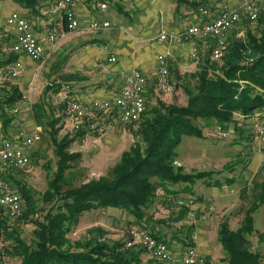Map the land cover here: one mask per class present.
<instances>
[{
    "label": "trees",
    "instance_id": "1",
    "mask_svg": "<svg viewBox=\"0 0 264 264\" xmlns=\"http://www.w3.org/2000/svg\"><path fill=\"white\" fill-rule=\"evenodd\" d=\"M13 1L26 10L29 18L40 14L39 0ZM260 12L255 21H241L243 36L233 34L226 38V50L221 59L211 57V46L200 57L197 68L189 75L193 82L187 80L183 85L187 97L184 105L157 102L146 106L142 116L130 122L136 126L131 131L135 137L133 144L121 153L107 174L73 184L79 175L76 166L80 153L68 151L70 141L67 139L56 140L57 129L50 131L59 160L55 174L47 181L46 190L35 199L30 190L20 186V180L14 177L18 191L27 203L21 221L33 224L30 237H22L16 228L5 231L6 218L0 217V228L5 231L4 239L8 241L0 247V254L5 252L16 257L18 264H161L162 261L152 257L144 263L143 248L117 250L122 243L119 240L87 243L73 249L67 235L85 211L111 206L128 211L134 216L135 225L150 230L155 238L163 240L159 231L148 228L145 211L156 200L157 190L165 191L163 200H167L177 193L172 185L185 182L190 188L188 185L195 179L212 172H184L181 165L175 164V149L180 136L202 137L200 123L204 122L223 128L233 122L238 128L236 122L240 119L237 115L250 117L257 110L264 111V14ZM252 23H255L253 29L250 27ZM16 58V54L10 52L0 58V67ZM59 88V84L51 83L46 91ZM21 97V90L10 80L0 86V121L4 129L14 119L12 112L8 111L19 103ZM48 110L50 112L49 106ZM32 113L39 125L45 124V120L48 126H54L61 120H49L51 113L40 100L32 106ZM77 131L84 133L83 124ZM239 196L240 204L235 213L243 214L240 226L233 230L226 221L220 224L217 240L224 249V256L218 261L205 257L203 264H264L263 254L260 250H251L248 240V235L255 229L254 213L264 206V163L251 181L241 187ZM180 206L178 215L182 218L187 215L189 207L186 204ZM190 230L189 226L188 232ZM258 237L263 240L264 228ZM0 264L7 263L0 260Z\"/></svg>",
    "mask_w": 264,
    "mask_h": 264
},
{
    "label": "rangeland",
    "instance_id": "2",
    "mask_svg": "<svg viewBox=\"0 0 264 264\" xmlns=\"http://www.w3.org/2000/svg\"><path fill=\"white\" fill-rule=\"evenodd\" d=\"M43 1L39 0L40 13L41 8L43 9L45 6H47V13L50 12L51 4H45L43 7ZM162 1L167 4L173 3L176 5V1L174 0ZM10 10L23 12V8L13 0H0V34H3L2 38L0 36V53H2V55L6 53L5 51L3 52V48L7 50L11 40V30L4 24V18ZM260 13L264 14V7L261 9ZM92 17L94 18V16ZM154 26L156 29L155 23ZM254 26L255 23L250 25L252 29ZM237 31V29L234 30L232 34H236ZM168 33L171 34V36L167 40H176L175 35L177 33ZM125 36L126 39L130 41L133 34L129 31ZM146 49L149 53L156 54L154 46L147 45ZM200 57L201 55L199 53V57L196 60L195 58H192V60L189 59L187 63L190 69L184 72L172 70L168 67L169 76L167 77L166 87H156L152 84L149 89L151 91V98H146V106H153L157 102L184 105L187 97L183 90V85L187 80L193 82V78L189 75L197 68ZM48 62V59H46L34 64L35 74L27 80L28 85L31 87L34 85L36 87V95H39L41 90L44 89L49 82L53 83L55 81V79H50L47 73L46 69ZM8 80L13 84L18 82L17 79L0 80V86L4 81ZM64 85L66 84L61 86ZM26 90L27 86L26 89H24L25 93ZM71 91L73 93L72 89ZM52 96L53 98L51 99L53 100L50 99L48 104L49 106L51 105L50 107L53 106L55 111L54 109L53 111L50 109L52 113L49 120L52 121L57 118H61V120L54 124V126H48L44 118L43 122L45 124H38L42 129L41 139L30 150L29 165L24 170L18 171L16 175L17 179L20 180V186L23 185V187L29 189L35 199L46 190L48 179L52 178L57 170L59 157L56 153V147L50 135V131L57 129L56 140L67 139V141H70L67 147L68 151H78L80 153V160L76 166L79 175L76 180L73 181V184H77L80 180L87 181L90 179H97L107 174L110 168L118 161L121 153L127 150L135 139L131 131L136 129V126L130 122L123 123L119 121L117 115L114 114L110 115L112 117L106 121L100 117V119L94 121V124L84 131L83 134L82 132L74 130L67 119L61 115L59 97H55V94H52ZM36 97L37 96H35L33 100ZM33 105L34 103L30 105V109ZM13 108L8 111L12 112L13 116L17 117L22 114V108L20 109V106H18L19 111L17 113L13 112ZM112 124L114 127H112ZM200 125H202V137L189 134H182L180 136V141L175 149L177 153L175 164L181 165L184 172H212L205 177L195 179L192 184L188 185L190 188H187V183L185 182L172 185L171 188L176 189L177 193L175 196L172 195L167 197V200H163L166 197L165 191L161 189L157 190L156 200L145 210L148 216L149 229L153 227L154 230L159 231V233L166 230L167 233H177L183 236V232L185 233L186 230L188 231L190 224L186 220L188 216L187 218H185L186 215L180 218L178 215L179 207H181L178 201L184 200L186 202L188 201L186 197L189 196H200L203 198L206 206H212L218 211H221V204H225L230 212L236 210L240 204V189L251 181L252 178L245 184L246 179L249 178V175H251L253 171V166L258 161V153L255 149L257 138L252 131L253 129L250 121L246 119L238 128H235V123L225 125L224 130L227 136L219 134V131H217L218 125L215 123L207 124L204 122L200 123ZM100 126H103L102 130L99 129ZM14 129L15 127L13 125L8 126L9 131H13ZM240 147H242V149L244 147L246 148L244 151L245 153L239 152ZM248 160V164H245ZM225 165H228V167ZM229 177H232V180L227 181ZM23 202L22 213L27 209V203L24 198ZM234 215H236V213ZM237 216L242 220V213L237 214ZM21 217L22 214L15 220L6 219V227L4 230L10 232L12 228H16L18 229L17 232L22 237L28 239L33 224L22 222ZM135 222L134 216L124 209L111 206L99 207L82 213L78 218V222L72 226L67 237L71 245L74 246L73 249H78L77 246H82L87 243L101 244L112 243L118 240L122 241L127 234L128 228L135 225ZM254 226L255 229L248 235V240L250 249L257 251L259 250L258 244L261 241L258 234L262 232L264 228V206H260V208L255 211ZM4 230L0 233L1 248L8 243V241L4 239ZM191 232L189 234H191ZM189 236L190 235L187 237L186 235V238H189ZM215 243L217 244L216 247L218 248V252L220 253L221 251L222 254H224L223 247L218 240L215 241ZM143 256L146 260L151 257L146 251H143ZM0 260L7 264H18V259L16 257H10L5 252L0 254ZM262 260L264 262V258Z\"/></svg>",
    "mask_w": 264,
    "mask_h": 264
},
{
    "label": "crops",
    "instance_id": "3",
    "mask_svg": "<svg viewBox=\"0 0 264 264\" xmlns=\"http://www.w3.org/2000/svg\"><path fill=\"white\" fill-rule=\"evenodd\" d=\"M174 1H176V5L173 3H164L162 0H78L74 6L79 21L78 27L56 43L53 48H51L48 43L44 45L46 51H50V55L46 58L49 61L47 63V73L50 79H55L53 83L56 85L59 84L60 88L57 91L49 89L46 91L47 85L52 83L49 82L45 88L41 90L39 95H36V87L34 85L32 87L28 85L27 80L35 74L34 64L40 61H34L27 54L15 53L10 49L14 41L15 30L6 23V17L11 11H17L10 10L4 18V24L11 30V40L7 50L3 48V52L5 51L6 53L4 55L0 53V58L6 57V55L12 52L16 54V59L22 62V69L19 75L12 78V80L17 79L18 82L16 81L17 83H15L21 90L22 95H27V99L19 104L20 109L22 108V114L17 117L14 116L10 124L15 127L13 131H9L8 128L4 129L0 121V136L8 137L13 135L18 125H23L27 129L39 126L38 123L35 122L36 120L33 117L32 107L30 109V105L39 100L43 101L48 113H52L54 107H50L51 105L49 106L48 104L50 99L53 98L52 94H55V97H59L61 115L65 117L62 101L64 86L61 87L63 84L70 85L74 96L83 102H89L94 99L111 100L114 99L120 91L123 74L136 68L146 76L147 89L145 98H151L150 86L154 84V86L158 87L156 74L159 66V55H164L168 61L169 69L171 68L172 70H178L180 72L189 70L190 67L187 62L189 59L192 60L189 42L178 39L161 41L158 39L160 30L168 29L167 31L170 33H179L184 27L191 23L203 20L204 17L199 12L200 6H207L210 9L211 15H214L218 13L219 7L224 3L230 6L240 5V0ZM102 2L106 3V8L104 9L100 8V3ZM197 2L199 4L196 6ZM42 4L43 7L45 4H51L50 12L47 13V6H45L43 9L41 8V13L38 16H31L29 18L26 16L25 9H23V12L17 11L30 20L33 25L34 33L40 38L45 35L48 28L59 17V12L55 6V0H45ZM92 16H94V18ZM94 19L101 21L108 20L112 25L93 29L90 27V23ZM153 22L156 24V29ZM235 28L238 30L236 36L240 37L244 35L242 24L239 23L230 29L226 38L233 35L232 32L236 30ZM129 31L133 34L130 41H128L125 36ZM2 35L3 34H0L1 38L3 37ZM211 42L212 40L210 39L199 41L198 54L200 53L201 57L209 51ZM147 45L154 46L156 49L155 55L146 51ZM111 57H113L114 60H109ZM198 57L199 55H197L195 60ZM26 86L27 90L25 93L24 89H26ZM31 88H33L32 92ZM35 96L37 97L33 100ZM48 106L52 111L49 112ZM113 114L116 115V113H111V111H102L99 113L98 119L102 117L101 119L106 121L109 120L112 117L110 115ZM263 116L264 111H256L250 117L237 115L236 117L240 120L236 123L237 126H239L245 122L246 119L249 120L253 129L252 131L255 134L253 123ZM91 120L93 119L84 121L83 131H86L94 124ZM67 121L72 125L68 119ZM113 124L112 127H114ZM245 149V147L243 149L240 147L239 152L245 153ZM255 149L258 153V161L253 166V171L251 175H249V178L246 179L245 184L247 181L249 182L258 171L260 165H262L258 150V142ZM248 162L249 160L245 164H248ZM230 180H232V177L227 178V181ZM186 198H188L187 200L190 198L193 200V204L188 206L189 210L185 216V218H187V216L189 218V220L188 218L186 220L190 224L191 230L189 232L186 230V234L183 232V236L177 233H167L166 230L161 231L162 233L160 232V236L168 243L171 252V260L162 261L161 264H180L182 250L188 241L186 235L188 237L191 231L196 235L195 246L198 251L204 257H209L213 261H218L224 256L221 251L220 253L218 252V248L216 247L217 244L215 243L218 239L219 226L222 222L226 221L229 227L235 230L240 226V217L237 216V214L234 215L235 210L230 212L225 204H221V211H218L212 206H206L203 198L200 196H189ZM209 207H212V209L208 210ZM191 211L194 212L193 218L189 216ZM201 215L205 216L201 218ZM143 261L144 263L146 262L144 256Z\"/></svg>",
    "mask_w": 264,
    "mask_h": 264
},
{
    "label": "built area",
    "instance_id": "4",
    "mask_svg": "<svg viewBox=\"0 0 264 264\" xmlns=\"http://www.w3.org/2000/svg\"><path fill=\"white\" fill-rule=\"evenodd\" d=\"M78 0H55L56 9L59 12L58 19L48 28L45 35L40 38L33 31L30 20L17 11H11L6 17V23L15 30L14 41L10 49L15 53H25L34 61H43L49 55L45 43L53 48L56 43L65 38L68 33L78 27L74 6ZM264 0H240L239 6H230L227 3L219 7L218 13L211 15L207 6H200L199 12L204 17L199 22L191 23L175 35L178 40H185L191 46V58H196L199 51V41L212 40L211 57L219 60L226 50V36L231 28L241 23L243 19L255 21L262 7ZM100 8H106V3H100ZM108 20L94 19L90 23L93 29L111 26ZM171 34L162 29L158 34L161 41L167 40ZM109 60H114L111 57ZM159 66L156 74V81L159 87H166L169 76L168 61L164 55L158 56ZM22 69V62L19 59L9 61L0 67V80L12 79L19 75ZM31 88V92H32ZM147 89V78L139 69H132L123 74V81L119 93L114 99H94L83 102L77 99L72 93L69 85H64L62 101L63 113L72 123V128L78 130L85 120L97 118L102 111H115L119 121L129 123L138 120L145 111V92ZM27 99L22 95L19 103L13 108V112L19 111L20 103ZM103 126H100L102 130ZM253 128L258 142L260 161L264 163V116L253 123ZM217 131L222 136H227L221 125ZM41 139V128L34 126L27 129L18 125L16 132L8 137L0 136V217L7 220H15L22 214L23 198L14 182L18 171L24 170L30 162V150ZM179 205H192L193 200H179ZM209 207L208 210H211ZM193 218L194 212L189 213ZM205 215H201L203 218ZM0 228V233L2 232ZM196 235L192 232L188 238L187 245L182 250L180 264H203L205 257L195 246ZM125 248H143L152 258L159 261L171 260L169 245L160 239L155 238L148 230L139 225L128 228L122 243L117 250ZM258 249L264 256V239L258 244Z\"/></svg>",
    "mask_w": 264,
    "mask_h": 264
}]
</instances>
